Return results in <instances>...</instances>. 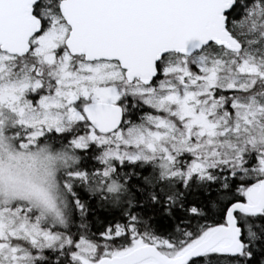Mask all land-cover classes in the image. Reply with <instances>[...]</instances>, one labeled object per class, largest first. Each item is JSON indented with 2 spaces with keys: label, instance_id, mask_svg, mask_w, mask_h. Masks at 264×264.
<instances>
[{
  "label": "snow or ice",
  "instance_id": "snow-or-ice-1",
  "mask_svg": "<svg viewBox=\"0 0 264 264\" xmlns=\"http://www.w3.org/2000/svg\"><path fill=\"white\" fill-rule=\"evenodd\" d=\"M0 264H264V0H0Z\"/></svg>",
  "mask_w": 264,
  "mask_h": 264
}]
</instances>
